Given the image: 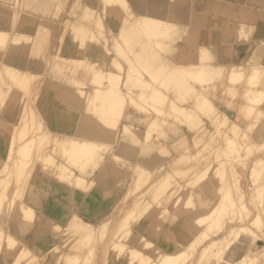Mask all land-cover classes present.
<instances>
[{
  "label": "rangeland",
  "instance_id": "rangeland-1",
  "mask_svg": "<svg viewBox=\"0 0 264 264\" xmlns=\"http://www.w3.org/2000/svg\"><path fill=\"white\" fill-rule=\"evenodd\" d=\"M126 1V6L122 1L107 6L105 0H0V13L6 15L5 28L0 22V29L8 34L7 42L0 47V264H67V260L71 259L75 264H160L164 256H174L172 261L175 264H181L184 256L182 264H246L249 260L252 264H264V0H233L234 3L230 0H192L197 4L195 13L198 18L202 17L210 29L214 28L211 34L216 41L209 39L202 45L198 44V49H204L202 55L194 51L197 55L194 63L199 65L183 72L185 78L182 76L181 80L168 71L172 72L170 64L184 63V59L179 61L175 57L186 43L183 39H187L190 33L188 27L171 21L162 23L159 29L148 26L149 31L143 26V30L139 24L136 25V19L141 15L130 0ZM12 15L15 16L11 18ZM132 25L135 29L131 28ZM164 25H167L166 29L171 25L169 29L174 33L165 29L167 33L161 34ZM129 27L137 34L141 30L145 32L146 28L148 35L142 32L141 36L139 33L143 39L138 37L142 41H135V38L128 37L134 35L128 31ZM123 29L125 35L128 32L133 34L124 39ZM23 30L32 38L11 45L10 36L23 33ZM196 31H192L191 37L197 34ZM148 32L157 38L162 37L157 40ZM147 37L154 38L155 44L152 45L154 40H147ZM129 41L134 44L128 45ZM156 41L167 44L165 47L156 46ZM44 44L52 48L50 70L46 75L29 78L21 70L22 53L19 50ZM138 44L145 45L142 46L144 49L140 45L137 47ZM211 47L212 50L228 49L234 62L236 57L239 64L236 76L233 77V74V78L229 76L228 80L231 68L224 65L225 62L217 61ZM69 48L77 53V60L63 56V52L70 51ZM236 52L242 54L241 58L238 59ZM185 53L183 51L182 54L193 55ZM148 57H155L154 61H146ZM60 60L66 65L62 66ZM206 69H212V73L219 70V74L205 78ZM15 73L18 77L13 75ZM49 74L61 83L55 97L59 104L56 109L51 105L47 106L51 107L50 110L45 109L49 112L54 109V113L57 111L58 118L60 114L66 119L73 118L75 122L84 120L93 129L88 128V124L80 126L97 131L98 135L84 132L78 126L71 127L68 132L54 130L57 134L48 133L41 104L44 91L49 86ZM94 77L102 80L97 84L98 80ZM169 77H174V81H169ZM26 78L27 83H23ZM176 79L181 81V85L175 82ZM20 82L27 84L26 89H21L24 85L20 86ZM174 82L180 86H183L182 82L187 83L193 87L195 95L191 93L189 96L187 85H184L186 90L180 87L181 90L177 91L178 86H174ZM107 88L114 93L111 97L107 96L109 98L103 96L108 92ZM191 89L188 91L191 92ZM94 90L100 91L99 94L97 92L94 96ZM155 97L160 98L161 103ZM174 106L176 111L179 108L177 112ZM181 109L183 115L179 112ZM35 118L38 123L41 122L39 128ZM124 131L132 132L133 141L121 140ZM67 137L75 143L91 142V145L78 151L79 154H73L76 156L70 159L72 152L62 149L70 148ZM82 155L85 157L81 158ZM73 158L70 165L68 161ZM53 159V164H50ZM88 159L92 163H87L92 165H86ZM75 160L81 164H76ZM136 165L150 172L146 176L141 175L145 178L143 180L138 177L143 183L137 181ZM60 166L65 169L59 171ZM76 167L85 172L78 170L81 176L78 175ZM45 201L55 204L56 208L50 212ZM76 219L87 226L78 228ZM214 221H217L216 225ZM249 222L257 225H250ZM101 224L104 226L100 227ZM242 227L244 231L247 228L249 234L241 231ZM192 246H196L193 251ZM177 249L183 251L178 252ZM217 251L219 255H216ZM173 252L176 255H172ZM132 253L136 257H131ZM139 258L140 262L137 261Z\"/></svg>",
  "mask_w": 264,
  "mask_h": 264
},
{
  "label": "bare ground",
  "instance_id": "bare-ground-1",
  "mask_svg": "<svg viewBox=\"0 0 264 264\" xmlns=\"http://www.w3.org/2000/svg\"><path fill=\"white\" fill-rule=\"evenodd\" d=\"M16 1V0H15ZM104 1V0H103ZM121 2L122 1V3L126 6V4H127V1L126 0H105V3H106V5L107 4H109L110 5V3L112 4H114V2ZM169 2H168V20L166 19L165 20V18H156L155 16H153V15H148V14H146V15H141L140 17L138 16L137 17V19H136V25H138L140 28L141 27H143V26H146V28H148L147 30H149V27L148 26H156L155 28H158L159 29V26H162L163 24L162 23H166V22H171V21H173V22H177V23H179V24H181V25H183V26H186V27H188V31L190 32L189 33V35L187 36V39H183V40H185L184 42H186L185 43V45L187 46V47H184V46H181V48H180V50H179V52H178V54H177V56L175 57V59L176 60H183V61H186V60H189V58L191 57V56H185V55H183L182 53H183V51L184 52H186L187 54H188V52H190L191 54H194V51H196V53L198 54V53H200L201 55L202 54H204V49H198V48H200V47H198L199 45V43H201V45L204 43V42H206L207 40H209V39H211L212 41H213V39H212V34L209 32V31H207L206 32V30H205V28H206V25H207V23H206V21H205V19H203L202 17H201V19L200 18H198L199 16H197L196 15V8H197V4L196 3H194V1H192V0H168ZM215 1V0H214ZM230 1H233V0H230ZM235 2H241L242 0H234ZM234 1H233V3H234ZM19 2H21V1H19ZM206 2H208V1H206ZM217 2V1H216ZM159 3V0H148V5L150 6V8L152 7V8H154L155 6H157V4ZM15 4V3H14ZM103 5H104V2L102 3ZM156 4V5H155ZM205 3H203V5H204ZM105 5V6H106ZM124 5H123V7H124ZM214 5V4H213ZM224 5V4H223ZM223 5H221V7L223 6ZM2 6V5H1ZM108 6V5H107ZM118 6H121V4H119ZM201 6V5H200ZM8 7V6H7ZM103 7V6H102ZM122 7V6H121ZM225 7V6H224ZM1 8V7H0ZM5 7L3 6V9H4ZM15 8V7H14ZM104 8V7H103ZM118 8V7H117ZM125 8V7H124ZM124 8H122V9H124ZM149 8V7H148ZM201 8V7H200ZM209 8V7H208ZM225 8H227V7H225ZM121 9V10H122ZM203 9V8H202ZM238 9V8H237ZM120 10V9H119ZM232 10V9H231ZM60 11V10H59ZM104 11V10H103ZM128 11V10H127ZM201 11V10H200ZM237 11V10H236ZM114 12V11H113ZM122 12V11H121ZM125 12V11H124ZM124 12H122V13H124ZM233 12V11H232ZM238 12V11H237ZM57 13V12H56ZM115 13V12H114ZM130 13V12H129ZM54 14V13H53ZM125 14V13H124ZM198 14V13H197ZM224 14V13H223ZM16 15V14H15ZM14 15V16H15ZM54 15H56V14H54ZM134 15V14H133ZM247 15H248V13H247ZM250 15V14H249ZM264 15V14H263ZM13 15H12V17L11 18H13L14 17ZM18 16V15H17ZM21 16V15H20ZM127 16H129V15H127ZM235 16V15H234ZM233 16V17H234ZM261 16V15H260ZM57 17V16H56ZM132 16H130V18H131ZM195 17H197V18H195ZM205 17V16H204ZM207 17H209V16H207ZM248 17V16H247ZM250 17V16H249ZM20 18V17H19ZM23 18V17H22ZM21 18V19H22ZM27 18V17H26ZM119 18V17H118ZM195 18V19H194ZM220 18H222V17H220ZM235 18V17H234ZM244 18V17H243ZM132 19V18H131ZM197 19V20H196ZM200 21H199V20ZM212 20H213V18H211ZM231 19V17H230V15H229V20ZM233 19V18H232ZM242 19V18H241ZM13 20V19H12ZM12 20L10 19V21L12 22ZM29 20V19H28ZM31 20V19H30ZM34 20V19H33ZM122 20H124L125 21V19H122ZM216 20H218L219 21V19H217L216 18ZM252 20V19H251ZM14 21V20H13ZM43 21V20H42ZM41 21V22H42ZM196 21H198V23H196ZM211 21V20H210ZM238 21V20H237ZM242 21V20H241ZM0 22L2 23V27L3 28H5L4 26H5V24H6V15H2L1 13H0ZM19 22V21H18ZM40 22V23H41ZM122 22V21H121ZM129 22V21H128ZM226 22V21H225ZM224 22V23H225ZM233 22H234V20H233ZM243 22V21H242ZM246 22V21H245ZM248 22H251L250 20L248 21ZM33 23H35L34 21H33ZM45 23V22H44ZM99 23V22H98ZM213 23V22H212ZM211 23V24H212ZM216 23V22H215ZM12 24V23H11ZM128 24V23H127ZM162 24V25H161ZM214 24V23H213ZM212 24V25H213ZM16 25V24H15ZM19 25V24H18ZM157 25H158V27H157ZM168 25V24H167ZM166 25V26H167ZM211 25V26H212ZM215 25V24H214ZM7 26V25H6ZM38 26H40V25H38ZM42 26V25H41ZM123 26H126V25H123ZM135 26V25H134ZM165 25H164V30L162 31V32H164V33H162V32H160L161 34H165V33H167V31L166 30H169V31H171L170 29H169V26H171V25H169L167 28L168 29H166L165 27H166ZM252 26V25H251ZM254 26V25H253ZM18 27V26H17ZM133 27V25L131 26V28ZM138 27V28H139ZM154 27H152V28H154ZM173 27V26H172ZM243 27V26H242ZM246 27V26H245ZM249 27V26H248ZM255 27V26H254ZM10 28V27H9ZM16 28V27H15ZM18 28H20V27H18ZM22 28H25V27H23V25H22ZM146 28H145V32H143V30H144V27L143 28H141V29H143V30H141V31H138L139 33H140V35L141 34H143L144 33V35L145 34H147L146 33ZM13 29H14V27H13ZM21 29V28H20ZM128 29V28H127ZM133 29H135L134 27H133ZM133 29H131L132 31H130V27H129V29H128V31H130V32H133ZM163 29V28H162ZM166 29V30H165ZM100 30V29H99ZM140 30V29H139ZM154 30V29H153ZM157 30V29H156ZM181 30H182V28H181ZM195 31V30H197L196 32H197V34L195 35V34H193V37L195 36V38H193V37H191L192 36V31ZM202 30H205L204 32H206V35L203 33L202 34ZM248 30V29H247ZM20 31V30H19ZM75 31V30H74ZM150 31V30H149ZM152 31V30H151ZM168 31V33H170ZM223 31V30H222ZM253 31H254V29H253ZM21 32V31H20ZM125 31H124V29H123V33H124ZM127 32V31H126ZM130 32H128L127 33V35H125L126 33H124V36H123V33H121L122 34V36H123V38L124 37H126V36H128L129 34H133L134 33V35L132 36V35H129L128 37L129 38H135L136 40L135 41H142L141 39H143L141 36H139V33L137 34V32H136V30H135V32H136V36H135V32H133V33H130ZM143 32V33H142ZM154 32H155V30H154ZM154 32H152V33H154ZM171 32H173L174 33V30L173 31H171ZM184 32V31H183ZM230 32V31H229ZM78 33H79V31H78ZM81 33V32H80ZM79 33V34H80ZM149 33V32H148ZM156 33V32H155ZM159 33V32H158ZM157 33V34H158ZM172 33V34H173ZM194 33V32H193ZM222 33V32H221ZM224 33V32H223ZM14 34V33H13ZM77 34V33H76ZM151 33H149V35H150ZM253 34V33H252ZM148 35V34H147ZM154 35V38H156L157 40H158V38H160V36L162 37V35H157V36H159L158 38L157 37H155L156 35L155 34H153ZM152 34H151V36H153ZM174 36H175V34H173ZM172 35V37H174ZM177 35V34H176ZM117 36H119V35H117ZM135 36V37H134ZM150 36V37H151ZM182 36V35H181ZM181 36H180V38H181ZM11 37V40L13 41H11V45H14L13 43H17L18 44V42L19 41H21V40H26V39H30V38H32L30 35H28V34H26V32L23 30V33H18V34H14V35H12V36H10ZM79 37V36H78ZM141 38V39H139V38ZM144 37V36H143ZM170 37V36H169ZM172 37H170V39L172 38ZM224 37V36H223ZM148 39L147 40H151V39H153L154 40V38H149V37H147ZM164 39H165V37H163ZM162 38V39H163ZM176 38V37H175ZM193 38V40L191 41V39ZM198 38H199V41L197 42V40H198ZM125 39V38H124ZM133 39H131V40H133ZM174 39V38H173ZM223 39V38H222ZM243 39V38H242ZM247 39V38H246ZM7 40H8V34L7 33H5L4 31H2V29H0V47H2V46H4L5 45V43L7 42ZM119 40H121V38L119 37ZM129 40V39H128ZM127 40V41H128ZM145 40H146V38H145ZM145 40H143L144 42H145ZM161 40V39H160ZM168 40V39H167ZM166 40V41H167ZM228 40V39H227ZM226 40V41H227ZM249 40H250V38H249ZM252 40V39H251ZM126 41V40H125ZM134 41V40H133ZM176 41V40H175ZM236 41V40H235ZM253 41V40H252ZM152 42V45L153 44H155V40H154V42L153 41H151ZM158 42H160V41H158ZM170 42V41H169ZM182 42V41H181ZM192 42H193V44H192ZM203 42V43H202ZM210 42V41H209ZM243 42V41H242ZM4 43V44H3ZM127 43V42H126ZM140 43H142V42H140ZM156 43H157V41H156ZM197 43V44H196ZM227 43H228V41H227ZM236 43V42H235ZM263 43V42H262ZM10 44V43H9ZM128 45L129 44H134V43H132V41H129L128 43H127ZM167 44V43H166ZM165 44V45H166ZM170 44H172L171 42H170ZM237 44V43H236ZM240 44V43H239ZM238 44V45H239ZM245 44V43H244ZM247 44V43H246ZM2 45V46H1ZM8 45V44H7ZM140 44H138L137 45V47L139 46ZM157 45H164V43L163 44H156V46ZM165 45H164V47H165ZM211 45V44H210ZM242 45V44H241ZM9 46V45H8ZM16 46V45H15ZM22 46V45H21ZM141 47L142 46H144L145 47V45H140ZM147 46V45H146ZM159 46V48H161ZM178 46H180V45H178ZM235 46H237V45H235ZM10 47V46H9ZM13 47V46H12ZM118 47V46H117ZM120 47V46H119ZM144 47H142L143 49H144ZM155 47V46H154ZM164 47H163V49L162 50H164ZM167 47V46H166ZM175 47V46H174ZM182 47H184V48H182ZM206 47V46H205ZM11 48V47H10ZM17 48V47H16ZM150 48H152V47H150ZM168 48V47H167ZM178 48V47H177ZM210 48V47H209ZM9 49V48H8ZM14 49H15V47H14ZM153 49V48H152ZM157 49V48H156ZM166 49V48H165ZM173 49V48H172ZM213 48L211 47V50H212ZM223 49V48H222ZM7 50V49H6ZM16 50V49H15ZM141 49L139 48V53L142 55V52L140 51ZM206 50H208V49H205V51ZM233 50V49H232ZM164 51H167L168 52V50H164ZM170 51V50H169ZM192 51V52H191ZM213 52H214V54H216L214 57H216L217 58V61L220 63H222V62H225V64L224 65H226V66H228V67H230L231 69H230V71H229V73H228V80H229V76H231L232 77V75L233 74H235V73H237L235 70L236 69H238V66H239V64H237V62H236V57H235V62H234V59H232V56L230 55V53H229V51H228V49H223V50H221V49H218V50H212ZM19 52H21V50H19ZM161 52V51H160ZM209 52V51H208ZM233 52H234V50H233ZM16 53V52H15ZM137 53V52H136ZM139 53H137L138 54V56H139ZM143 53H145V52H143ZM150 53V52H149ZM173 53V52H172ZM185 53V54H186ZM189 53V54H190ZM232 53V52H231ZM13 54V53H12ZM151 54V53H150ZM158 54V53H157ZM157 54L155 55L154 54V56L156 57L157 56ZM190 54V55H191ZM199 54V55H200ZM209 54H210V52H209ZM140 55V56H141ZM162 55V54H161ZM196 55V54H195ZM200 55V56H201ZM234 55V54H233ZM241 53L240 52H236V56L238 57V59L239 58H241ZM15 56V55H14ZM137 56V55H136ZM193 56V55H192ZM197 56V55H196ZM210 56V55H209ZM208 56V57H209ZM21 57V59H22V55L20 56ZM154 57V58H155ZM166 57V56H165ZM135 58V57H134ZM149 58V57H148ZM154 58H149V59H146V61L147 60H152V59H154ZM164 58V57H163ZM136 59H137V57H136ZM166 59V58H165ZM26 60H28V59H26ZM61 60H63V59H61ZM60 60V61H61ZM134 60V59H133ZM150 60V62L152 63V61H154V60H152L151 61ZM164 60V59H163ZM168 60V59H167ZM172 60V59H171ZM59 61V60H58ZM72 61H74V59H72ZM83 61V60H82ZM138 62H139V60H137ZM155 61H156V59H155ZM165 61V60H164ZM182 61V62H183ZM232 61H233V63H232ZM18 62V61H17ZM66 62V61H65ZM68 62V61H67ZM79 62H81V61H79ZM149 62V61H148ZM238 62H239V60H238ZM10 63V62H9ZM13 63V62H12ZM19 63V62H18ZM17 63V64H18ZM61 63H62V66H64L63 64H65V63H63V61H61ZM70 63H71V61H70ZM165 64H167V62H164ZM15 64V63H14ZM68 64V63H67ZM145 64H147V65H149L148 63H145ZM9 65V64H8ZM11 65V64H10ZM16 65V64H15ZM25 65V64H24ZM66 65V64H65ZM72 65V64H71ZM73 65H75V64H73ZM95 65V64H94ZM168 65V64H167ZM171 65V71L172 72H170V71H168L166 68V71H168L169 72V74L172 76V73L174 74V75H176V77L175 78H177V79H180L181 80V78H182V76H183V72H186V71H191V70H193L195 67L194 66H198L199 64H191V63H188V64H182V65H175V64H170ZM202 65H204V64H202ZM58 66H59V64H58ZM76 66H78L77 64H76ZM92 66V65H91ZM129 66H131V65H129ZM205 66V65H204ZM218 66V65H217ZM244 66V65H243ZM12 67V66H11ZM16 67V66H15ZM14 67V68H15ZM18 67V66H17ZM22 67H23V65H22ZM25 67V66H24ZM163 66L161 65V68H162ZM219 67V66H218ZM236 67V68H235ZM259 67L260 68H262L260 65H259ZM258 67V68H259ZM56 68H59V67H56ZM131 68V67H130ZM161 68H159V69H161ZM170 68V67H169ZM208 68V67H207ZM209 68H211V67H209ZM220 68V67H219ZM251 67H249V69H250ZM203 69V68H202ZM8 70V69H7ZM17 70V69H16ZM24 73H27L28 75H29V78H31L30 76H32V77H36L37 75L36 74H34V73H30V72H27L26 71V69H21ZM50 70V69H49ZM57 70V69H56ZM257 70V69H256ZM12 71H14V70H12ZM12 71H10V72H12ZM18 71H20V70H18ZM21 71V72H22ZM129 71H131V73H132V70L130 69ZM207 69L206 70H204V73H206V74H203L204 76H206L205 78H207V76H209V75H211V74H219V73H217L218 71H215L214 70V72L212 73L211 71H212V69H211V71H207V72H210L209 74H207ZM243 71V70H242ZM252 71V70H251ZM93 72H94V70H93ZM167 72V73H168ZM259 72V71H258ZM263 72V71H262ZM20 73V72H19ZM95 73V72H94ZM190 73V72H189ZM260 74H261V70H260V72H259ZM258 73V74H259ZM21 74V73H20ZM23 74V73H22ZM97 74V73H96ZM130 74V73H129ZM147 74V73H146ZM148 74H150V73H148ZM186 74V73H185ZM13 75H15L16 77H18V74H13ZM24 75V74H23ZM42 75H44V74H42ZM100 75V74H99ZM151 76H152V74H150ZM149 75V76H150ZM173 75V76H174ZM186 75H188V74H186ZM39 76H41V75H39ZM94 76V75H93ZM92 76V77H93ZM112 76V75H111ZM111 76L109 77L108 76V78H109V80L111 79ZM155 76H156V74H155ZM234 76H236V74L235 75H233V77ZM96 77H98L97 75H96ZM96 77H94V79L96 78ZM101 78H103L102 77V75L100 76ZM100 77L99 78H96L95 80H98L97 81V84H98V82H100V80H102V79H100ZM113 77V76H112ZM153 77H154V75H153ZM184 77V76H183ZM191 77V76H190ZM232 77V78H233ZM250 77V76H249ZM21 78V77H20ZM107 78V77H106ZM132 78V77H131ZM158 78H159V75H158ZM169 78H171V79H169V81L171 80L172 81V79H174V77H169ZM185 78V77H184ZM187 78V77H186ZM201 78V77H200ZM203 78V77H202ZM210 78H211V76H210ZM217 78V77H216ZM231 78V79H232ZM23 79V78H22ZM133 79V78H132ZM135 79V78H134ZM152 79V78H151ZM154 79V78H153ZM176 79V81L175 82H179V84H180V82L181 81H179V80H177ZM188 79V78H187ZM191 79H192V77H191ZM209 79V78H208ZM14 80H17L15 77H14ZM14 80H13V82H14ZM95 80H94V82H95ZM107 80V79H106ZM115 80V79H114ZM127 80H129V78L127 79ZM155 80H156V78H155ZM198 80H200V79H198ZM51 81V80H50ZM53 81V80H52ZM70 81V80H69ZM110 81H112V79L110 80ZM135 81V80H134ZM133 81V82H134ZM152 81H154V80H152ZM157 81V80H156ZM174 81V80H173ZM172 81V82H173ZM191 81V80H190ZM202 81V80H201ZM207 81V80H206ZM247 81V80H246ZM12 82V83H13ZM22 82V81H21ZM20 82V83H21ZM27 83V78L25 79V80H23V83ZM57 84H59L58 86H60V82H58V81H55ZM75 82V81H74ZM129 82V81H128ZM130 82H131V80H130ZM155 82V81H154ZM174 82V83H175ZM203 82H205V81H203ZM23 83H21L20 84V86L21 85H24V88H21V89H26V85L25 84H23ZM79 83V82H78ZM96 83V82H95ZM132 83V82H131ZM143 83V82H142ZM145 83V82H144ZM148 83V82H147ZM184 82H182V85L183 86H180L178 83L176 84V85H174V86H178V87H176V90L177 91H179V89L181 90V88L180 87H184V85H187L188 87H186V88H188V90L190 91V89L191 88H193V87H190L187 83H184ZM197 83V82H196ZM16 84H18V83H16ZM73 84H75V83H73ZM101 84V83H100ZM146 84V83H145ZM199 84V83H198ZM78 85V84H77ZM112 85H114V84H112ZM142 85V84H141ZM159 85V84H158ZM191 85V84H190ZM16 86V85H15ZM145 87H146V85H144ZM114 87H115V85H114ZM185 87L183 88L184 90H186L185 89ZM117 88V87H116ZM153 88V87H152ZM174 88V87H173ZM59 89H61V88H59ZM108 89V88H107ZM182 89V90H183ZM118 90V89H117ZM128 90V89H127ZM187 90V93H189V96L191 97V93L192 94H194L193 92H192V90L193 89H191V92H189ZM77 91V90H76ZM94 91H96V93L94 92V96H95V94H97V90H94ZM119 91V90H118ZM176 91V92H177ZM73 92V91H72ZM100 92V91H99ZM99 92H98V94H99ZM102 92V91H101ZM128 92V91H127ZM156 92V91H155ZM248 92V91H247ZM250 92V91H249ZM61 94H62V92H60ZM80 95H82L81 94V92H78ZM78 93H77V95H78ZM104 93V92H103ZM106 93H107V95H106ZM105 93V95H103L105 98L107 97V96H109V97H111V96H113V91L110 89V91H109V89H108V92H106ZM113 93V94H112ZM117 93V92H116ZM151 93V92H150ZM149 93V94H150ZM152 93H154V92H152ZM160 92H158V94H159ZM197 93V92H196ZM199 93V92H198ZM70 94V93H69ZM102 94V93H101ZM112 94V95H111ZM120 94V93H119ZM176 94H179V93H176ZM250 94V93H249ZM76 95V96H77ZM111 95V96H110ZM116 95H118V94H116ZM122 95V94H121ZM125 95V94H124ZM151 95V94H150ZM153 95V94H152ZM195 95V94H194ZM197 95V94H196ZM199 95L200 96H202L200 93H199ZM254 95H255V93H254ZM73 96V95H72ZM99 96H101V95H99ZM158 96V95H157ZM180 95H178V97H179ZM186 96H187V94H186ZM193 96V95H192ZM198 96V95H197ZM196 96V97H197ZM199 96V97H200ZM79 96H77V98H78ZM109 97H107V98H109ZM121 97V96H120ZM159 97V96H158ZM164 97V99L166 100V98H165V96H163V94H162V98ZM180 97H184L183 95L182 96H180ZM194 97V96H193ZM196 97H195V99H196ZM257 97L258 98H260L259 96H258V94H257ZM72 98V97H71ZM101 98V97H100ZM147 98V97H146ZM155 98H157V97H155ZM160 98H161V95H160ZM159 98V100H158V98H157V100L160 102V99ZM203 98V97H202ZM129 99V98H128ZM150 99V98H149ZM185 99V98H184ZM194 98H192V100H193ZM195 99H194V101H195ZM207 99V98H206ZM250 99V98H249ZM261 99V98H260ZM262 99H263V97H262ZM111 100H113V99H111ZM164 100V101H165ZM183 100V99H182ZM197 100L198 99H196V102H197ZM201 101H202V99H200ZM204 100V99H203ZM218 100V99H217ZM259 100V99H258ZM70 101V100H69ZM152 101V99L150 100V102ZM154 101H156V100H154ZM163 101V102H164ZM193 101V102H194ZM250 101V100H249ZM252 101V100H251ZM250 101V102H251ZM87 102V101H86ZM94 102V101H93ZM96 102V101H95ZM94 102V103H95ZM98 102V101H97ZM114 102V101H113ZM132 102H133V100H132ZM147 102V101H146ZM158 102V103H159ZM195 102V103H196ZM223 102V101H222ZM100 103V102H99ZM121 103V102H120ZM144 103V102H143ZM155 104H157L156 102H154ZM153 103V104H154ZM161 103V102H160ZM171 104H172V106H173V103H172V101L170 102ZM199 103V102H198ZM197 103V104H198ZM204 103H206V102H204ZM204 103H202L203 105H206V104H204ZM208 103V102H207ZM164 104V103H163ZM171 104H169V105H171ZM196 104V105H197ZM201 104V103H200ZM236 104V103H235ZM256 104V103H255ZM94 105V104H93ZM161 105V104H160ZM192 105H193V103H192ZM195 105V104H194ZM217 105V104H216ZM121 106V105H120ZM157 106V105H156ZM211 106V105H210ZM101 107V106H100ZM161 107V106H160ZM192 108H193V106H191ZM196 107V106H195ZM201 107H203V106H201ZM33 108H35L34 106H33ZM86 108V107H85ZM107 108V107H106ZM105 108V109H106ZM162 108V107H161ZM173 108H175V112H177L178 111V109H177V111H176V107L174 106ZM213 108V107H212ZM215 108V107H214ZM219 108V107H218ZM157 109V108H156ZM155 109V110H156ZM163 109V108H162ZM171 109V108H170ZM186 110L188 109V108H185ZM29 110V109H28ZM47 110V109H46ZM92 110H94L93 108H92ZM160 110V109H159ZM182 110L183 109H181V111L179 110V112L181 113L182 112ZM215 110H217V109H215ZM215 110H214V112H215ZM251 110H253V109H251ZM35 111H37V110H35ZM48 111V110H47ZM121 111V110H120ZM157 111H158V109H157ZM161 111V110H160ZM191 111H193V110H191ZM191 111H189L190 112V114H191ZM209 110H207V112H208ZM31 112V111H30ZM93 112V111H92ZM106 112V111H105ZM108 112V111H107ZM171 112V111H170ZM174 112V110H173V113H175ZM185 112V111H184ZM44 113H45V116H46V119H45V122L44 123H46L47 125V131H48V133H50V134H57V132H55L56 130L57 131H63V132H68V129H66L67 127H66V125L67 124H78V125H76L75 127L77 128V126L78 127H80V129L81 130H83L84 132H88L89 134H95V135H98V132L97 131H93V130H87V129H84L83 127H81L80 125L81 124H88L87 122H85L84 120H81L80 119V122H78V121H76L75 122V120H73V118H72V120L71 119H66V117L65 116H63L62 117V115H60L59 114V118L58 119H55V120H59L60 121V124H61V126L59 127V128H56L55 127V124H54V122L53 121H55L54 120V116H53V114H48V113H46V111H44ZM50 113H51V111H50ZM104 113V112H103ZM120 113V112H119ZM158 113V112H157ZM160 113V112H159ZM194 113V111L192 112V114ZM204 113V112H203ZM30 114H32V113H30ZM100 114V113H99ZM114 114V113H113ZM166 114H167V112H166ZM177 114V113H176ZM184 113L182 112V115H183ZM33 115V114H32ZM31 115V116H32ZM209 115V114H208ZM25 116V115H24ZM39 116V115H38ZM43 116V115H42ZM48 116V117H47ZM95 116V115H94ZM185 116V115H184ZM192 116V115H191ZM90 117V116H89ZM117 117V116H116ZM118 117H119V115H118ZM183 117V116H182ZM40 118V117H39ZM69 118V117H68ZM91 118V117H90ZM99 118V117H98ZM101 118V117H100ZM196 118V117H195ZM83 119V118H82ZM112 119V118H111ZM179 119V118H178ZM182 119V118H181ZM187 119H189V116H188V118ZM90 120V119H89ZM93 120V119H92ZM113 120V119H112ZM185 120V119H184ZM32 121V120H31ZM35 121H37L36 120V118H35ZM94 121H96L95 119H94ZM98 121V120H97ZM102 121V120H101ZM111 121V120H110ZM102 122H104V121H102ZM116 122V121H115ZM31 123V122H30ZM37 123H38V121H37ZM43 123V122H42ZM98 123V122H97ZM104 123H106V122H104ZM41 125V122H39L38 124H36L37 126V128H39L38 126H40ZM43 125H45V124H43ZM24 126V125H23ZM26 126V125H25ZM29 126H31V125H29ZM114 126V125H113ZM116 126V125H115ZM190 126V125H189ZM191 127V126H190ZM112 128V127H111ZM149 128V127H148ZM147 128V129H148ZM79 129V128H78ZM127 129V128H126ZM37 130V129H36ZM39 130V129H38ZM55 130V131H54ZM75 130V129H74ZM77 130V129H76ZM80 130V131H81ZM110 130V129H109ZM111 131V130H110ZM74 132V131H73ZM75 132H77V131H75ZM87 133V134H88ZM112 133V132H111ZM78 134H80V132L78 133ZM83 134V133H82ZM234 134H237V133H234ZM62 135V134H61ZM65 135H67V134H65ZM64 135V136H65ZM77 135V134H76ZM86 135V134H85ZM104 136V135H103ZM107 135H105V137H106ZM130 136V138H128V139H126L127 137H129ZM134 135H132V132H126V131H124L122 134H121V140H132L133 141V137ZM255 136V135H254ZM84 137V136H83ZM87 137V136H86ZM94 137V136H93ZM110 137V136H109ZM133 137V138H132ZM90 138V137H89ZM40 139V138H39ZM41 139H42V137H41ZM67 140H69V145H70V148H62L63 150H65V151H68V150H70V151H68L69 153L70 152H72V153H70V154H72L69 158L71 159L72 157H75L76 155H77V153L79 154V152L78 151H82V149L84 148V150L85 149H87V147H89L90 145H91V142H82V143H75L74 141H71V139L70 138H66ZM109 139V138H108ZM40 141V140H39ZM89 141V140H88ZM66 142V141H65ZM231 142V141H230ZM90 144V145H89ZM89 145V146H88ZM99 146V145H98ZM86 147V148H85ZM91 147H94V146H91ZM96 147V146H95ZM58 148H59V146H58ZM61 148V147H60ZM61 149V150H62ZM89 149V148H88ZM97 149V148H96ZM83 150V152L85 153V151ZM95 150V149H94ZM53 151V150H52ZM60 151V150H59ZM80 151V152H81ZM88 151V154L90 155L91 153H89V150H87ZM60 152H62V151H60ZM74 152V153H73ZM92 152V151H91ZM51 153V152H50ZM64 153V152H63ZM69 153L68 154H66L67 156L69 155ZM87 153V152H86ZM85 153V154H86ZM61 154V153H60ZM73 154H76L75 156L73 155ZM82 154V153H81ZM93 154V153H92ZM92 154H91V156H92ZM94 156H95V154H93ZM129 156V155H128ZM82 157H85V156H81V158ZM150 157H151V155H150ZM150 157H149V159H150ZM56 158V157H55ZM63 158V156L62 157H60V159H62ZM81 158H79V159H81ZM89 158V157H88ZM94 158V157H93ZM95 158H96V156H95ZM49 159V158H48ZM77 160V161H80V160ZM92 158H90V160H91ZM181 159V158H180ZM69 160V159H68ZM74 160V158L71 160V161H68L69 162V164H70V162H72ZM84 160V159H83ZM96 160V159H95ZM151 160V159H150ZM53 161H54V159L53 160H51L50 161V164H51V162H52V164H53ZM63 161V160H62ZM64 161H65V164H66V159L64 158ZM89 161V159L87 160V161H85L86 162V165H88L89 163H87ZM97 161V160H96ZM99 161V160H98ZM258 161V160H257ZM257 161L255 162V164H257L258 165V163H257ZM75 162H76V160H75ZM75 162H74V164H75ZM84 161H83V163H85ZM90 162V161H89ZM100 162V161H99ZM259 162V161H258ZM78 163H80L81 164V162H78ZM77 162H76V164H78ZM90 163H92V162H90ZM94 163H96V162H94ZM260 163V162H259ZM67 165V164H66ZM71 165V164H70ZM89 165H92V164H89ZM256 165V166H257ZM62 166V165H61ZM60 166V167H61ZM71 167V166H70ZM81 167V166H80ZM94 167H96V166H94ZM136 167L137 168H134L135 170H136V174H137V181H139L140 182V180H138L139 178L138 177H142L144 174H145V176H146V174H149L150 172H149V170H146V169H144V167L142 168L140 165H136ZM37 168V167H36ZM62 168H64V167H61L60 169H59V171H61L62 170ZM77 168V167H76ZM83 169H84V167H82ZM86 168V167H85ZM92 168H93V166H92ZM162 168V167H161ZM58 169V168H57ZM65 169V168H64ZM75 169V168H74ZM260 169V168H259ZM37 170V169H36ZM77 171L79 170V171H81L82 169H79V168H77L76 169ZM151 170V169H150ZM217 170V169H216ZM254 170V169H253ZM79 171H78V173H79ZM158 171V170H157ZM252 171V170H251ZM35 172V171H34ZM76 172V171H75ZM81 172H85V171H81ZM81 172L78 174V175H80L81 174ZM182 173V172H181ZM259 173V172H258ZM64 174V173H63ZM88 174V173H87ZM135 174V173H134ZM143 174V175H142ZM59 175V174H58ZM61 175V174H60ZM69 175H71V172H70V174ZM142 175V176H141ZM255 175V174H254ZM258 175V174H257ZM260 175H261V173H260ZM57 176V175H56ZM81 176V175H80ZM149 176V175H148ZM166 176V175H165ZM169 176V175H168ZM60 177V176H59ZM256 177V176H255ZM143 178L144 177H142V180H143ZM56 179V178H55ZM136 179V178H135ZM145 179V178H144ZM60 180V179H59ZM76 180H78V179H76ZM167 180V179H166ZM229 180V179H228ZM227 180V181H228ZM254 180H255V178H254ZM80 181V180H79ZM146 181V180H145ZM165 181V180H164ZM163 181V182H164ZM53 182V181H52ZM142 183H143V181H141ZM140 182V183H141ZM195 182H197V181H195ZM225 182V181H224ZM229 182V181H228ZM77 183H79L78 181H77ZM162 183V182H161ZM232 183V182H231ZM254 183V182H253ZM1 184V183H0ZM50 184H52L51 182H50ZM139 184V183H138ZM166 184V183H165ZM84 185V184H83ZM229 185V184H228ZM76 186H78V184L76 185ZM233 186V185H232ZM80 187V186H79ZM83 188V187H82ZM96 188V187H95ZM229 188H230V186H229ZM257 189V188H256ZM222 190V189H221ZM91 191H92V189H91ZM98 191V190H97ZM224 191V190H223ZM259 191V190H258ZM94 192V191H93ZM92 192V193H93ZM99 193V192H98ZM94 194V193H93ZM260 194H262V193H260ZM96 195V194H95ZM258 195V194H257ZM223 196V195H222ZM229 196V195H228ZM93 197H94V195H93ZM107 198V197H106ZM189 198V197H188ZM191 198V197H190ZM227 198V197H226ZM99 199V198H98ZM102 199V198H101ZM100 199V200H101ZM240 199V198H239ZM261 199V198H260ZM2 200V199H1ZM87 200V199H86ZM90 200V199H89ZM106 200V199H105ZM187 200H189V199H187ZM223 200V199H222ZM229 200V199H228ZM227 200V201H228ZM231 201V200H230ZM46 202V201H45ZM104 202V201H103ZM92 203V202H91ZM94 203V202H93ZM96 203V202H95ZM186 203H188V201L186 202ZM243 203V202H242ZM46 204H48L47 202H46ZM90 204V203H89ZM116 204V203H115ZM91 205V204H90ZM93 205V204H92ZM95 205V204H94ZM136 205H138V204H136ZM220 205V204H219ZM228 205H229V203H228ZM243 205V204H242ZM241 205V206H242ZM25 206V205H24ZM43 206H45L44 204H43ZM223 205H221V207H222ZM260 206V205H259ZM95 207V206H94ZM100 207H103V206H100ZM99 207V208H100ZM133 207H135V206H133ZM239 207H240V205H239ZM21 208V207H20ZM47 208L50 210V212H51V210H53V208H56L55 207V204H51L50 203V205H47ZM241 208H243V207H241ZM240 208V209H241ZM255 208V207H254ZM30 209V208H29ZM85 209H87V208H85ZM97 209V208H96ZM214 209H215V207H214ZM21 210V209H20ZM26 210H28V208L26 207ZM25 210V211H26ZM200 210H204V209H200ZM219 210H221V208L219 209ZM226 210V209H225ZM242 210V209H241ZM28 211H30V210H28ZM27 211V213L29 214V212ZM85 211H87V210H85ZM84 211V212H85ZM111 211V210H110ZM131 211V210H130ZM244 211H245V209H244ZM22 212H24L23 210H22ZM32 212V210L30 211V213ZM34 212V211H33ZM88 212V211H87ZM211 212V211H210ZM213 212V211H212ZM211 212V213H212ZM217 212H220V211H217ZM243 212V211H242ZM262 212V211H261ZM43 213V212H42ZM129 213V212H128ZM132 213V212H131ZM215 213V212H214ZM213 213V214H214ZM31 214H33V213H31ZM38 214V213H37ZM220 214V213H219ZM87 215V214H86ZM129 215V214H128ZM209 215V214H208ZM245 215H246V213H245ZM32 216V215H31ZM125 216H127V215H125ZM196 216V215H195ZM256 217H257V219L259 218V215L257 214V215H255ZM191 217V216H190ZM215 217V216H214ZM220 216H218V218H219ZM256 217H255V220H256ZM199 219H201V218H199ZM261 219V218H260ZM259 219V220H260ZM203 220V219H202ZM202 220H200L201 222L200 223H202ZM252 220V219H251ZM123 221V220H122ZM121 221V222H122ZM125 221V220H124ZM204 221V220H203ZM96 222V221H95ZM99 222V221H98ZM205 222V221H204ZM215 222V225H216V223H217V221H214ZM214 222H212V223H214ZM220 222H221V220H220ZM219 222V223H220ZM254 222V221H253ZM256 222H258L259 223V221L258 220H256ZM186 223V222H185ZM250 223V222H249ZM8 224V223H7ZM96 224V223H95ZM254 223H250V225H253ZM260 224V223H259ZM258 224V225H259ZM33 225V224H32ZM57 225V224H56ZM75 225L78 227V228H80V229H82V228H85L87 225H83V222L81 221V220H79V219H76V221H75ZM102 225L103 224H101V226L100 227H102ZM185 225V224H184ZM197 225V224H196ZM254 225H257V224H254ZM253 225V226H254ZM52 226V225H51ZM104 226V225H103ZM207 226V225H206ZM209 226H210V224H209ZM260 226V225H259ZM258 226V227H259ZM57 227V226H56ZM20 228V227H19ZM52 228V227H51ZM54 228V227H53ZM116 228V227H115ZM135 228H136V226H135ZM255 228H256V226H255ZM23 229V228H22ZM25 229V228H24ZM21 230V229H20ZM53 230V229H52ZM140 230V229H139ZM245 230V228H243L242 227V230L241 231H243V232H247L248 234H249V230L247 231V228H246V231H244ZM204 231H205V229H204ZM232 231V230H231ZM235 231H238V230H236L235 229ZM21 232V231H20ZM25 232V231H24ZM186 232V231H185ZM234 232V231H233ZM7 233H8V231H7ZM18 233V232H17ZM154 233V232H153ZM200 234L199 235H201V232H199ZM237 233H239V232H237ZM253 233V232H252ZM1 234V233H0ZM22 234V233H21ZM138 234V233H137ZM170 234V233H169ZM202 234H203V232H202ZM234 234H235V232H234ZM18 235H20V234H18ZM206 235V234H205ZM235 235H237V234H235ZM251 235V237H252V234H250ZM255 235V234H254ZM46 236V235H45ZM48 236V235H47ZM197 236V235H196ZM207 236V235H206ZM256 236V235H255ZM254 236V237H255ZM40 237V236H39ZM181 237V236H180ZM235 237V236H234ZM2 238V237H1ZM172 238H173V235H172ZM186 238V237H185ZM195 238V237H194ZM199 238H200V236H199ZM236 238V237H235ZM261 238V237H260ZM6 239H7V237H6ZM10 239V238H9ZM9 239H8V241H9ZM174 239V238H173ZM233 239V238H232ZM252 239V238H251ZM254 239V238H253ZM11 240V239H10ZM204 240V239H203ZM236 241V240H235ZM252 241V240H251ZM174 242V241H173ZM191 242V241H190ZM197 242H199V241H197ZM253 242V241H252ZM251 242V243H252ZM1 243V242H0ZM52 243V242H51ZM144 243V242H143ZM167 243V242H166ZM196 243V242H195ZM225 243H226V245H227V242L225 241ZM225 243H224V245H225ZM250 243V242H249ZM228 244H229V242H228ZM36 245H37V243H36ZM177 245H178V242H177ZM190 245V244H189ZM189 245H188V247H189ZM159 246V245H158ZM15 247V246H14ZM194 247H196V246H194ZM193 246L191 247L192 248V251L195 249ZM249 247V246H248ZM168 248H169V246H168ZM177 248V247H176ZM194 248V249H193ZM224 248V247H223ZM208 249V248H207ZM179 250H182V249H177V251L179 252ZM190 250V249H189ZM188 250V251H189ZM220 250V249H219ZM183 251V250H182ZM205 251H206V249H205ZM191 252V251H190ZM216 252V251H215ZM247 252V251H246ZM246 252H245V254H246ZM27 253V252H26ZM26 253H25V255H26ZM39 253V252H38ZM129 253V252H128ZM133 253H134V251H133ZM132 253V254H133ZM177 253V252H176ZM189 253V252H188ZM139 254V253H138ZM176 255L174 252L172 253V255ZM180 254H182L181 252H180ZM190 254V253H189ZM188 254V255H189ZM203 254H204V252H203ZM23 255V254H22ZM89 255H90V253H89ZM130 255V254H129ZM136 256H138L137 255V252H136V254H135ZM165 255H167V254H165ZM202 255V254H201ZM216 255H219V252L217 251V253H216ZM222 255V254H221ZM24 256V255H23ZM27 256V255H26ZM86 256H88L87 254H86ZM136 256H134V254L131 256V257H136ZM139 256H141V253H140V255ZM179 256V255H178ZM181 256H183V255H181ZM190 256V255H189ZM188 256V257H189ZM60 257V256H59ZM129 257V256H128ZM145 257V256H144ZM170 257V256H169ZM168 256L166 257V256H164V258L163 259H160V264H169V262H171L173 259V257L172 258H169ZM243 257H246V256H243ZM242 257V258H243ZM22 258V257H21ZM38 258V257H37ZM179 258H180V256H179ZM179 258H178V260H179ZM183 258V257H182ZM184 258H185V256H184ZM181 259V260H183L182 262H184L185 261V259ZM187 258V257H186ZM33 259V258H32ZM131 259H133V258H131ZM141 258H139V260H137V261H141L140 260ZM253 259V258H252ZM30 260H31V258H30ZM68 261V263L69 264H75V263H73V261H72V259L71 260H67ZM67 261L65 262V263H67ZM69 261H71V262H69ZM77 260H75L74 262H76ZM177 261V260H176ZM248 261V260H247ZM251 260H249V262H250ZM16 262V261H15ZM173 262V261H172ZM172 262H171V264H172ZM180 262V261H179ZM178 262V263H179ZM182 262H181V264H182ZM249 262H247V263H249ZM67 263V264H68ZM142 263V262H141ZM174 264H175V261L173 262ZM246 263V264H247ZM251 263V262H250ZM53 264H54V262H53ZM60 264V263H59ZM180 264V263H179ZM227 264V263H226ZM252 264V263H251Z\"/></svg>",
  "mask_w": 264,
  "mask_h": 264
},
{
  "label": "crops",
  "instance_id": "crops-1",
  "mask_svg": "<svg viewBox=\"0 0 264 264\" xmlns=\"http://www.w3.org/2000/svg\"><path fill=\"white\" fill-rule=\"evenodd\" d=\"M131 3L135 6L136 10L138 11L139 15H153L156 18H165V20H168V0H159V3L157 4V6H155L154 8H150V4L148 5V0H130ZM155 4V5H156ZM149 7V8H148ZM263 23V21H262ZM206 32L209 31L210 33L214 31V28H209V25H206L205 28ZM205 30H202V34L204 33L206 35V32H204ZM212 39L215 42L216 39L212 34ZM197 44V43H196ZM184 47H187L186 45H184ZM64 50H66V48H64ZM70 51H68V53H64L63 52V56H67L66 59H74L77 60L76 58V54L75 52H71V50H73L72 48L68 49ZM87 52H90L89 50ZM21 53H22V59L20 64L23 65V69H26L27 72L30 73H34L37 76L39 75H46V73H48L50 66L52 65V61H53V53H52V48L50 46H48L47 44L44 45H36L34 47H23L21 49ZM93 53V52H92ZM93 56V55H91ZM81 58V57H78ZM28 59V60H26ZM196 59V55L193 54V56H191L189 58V60L183 61L184 63L182 64H195L194 61ZM25 64V65H24ZM25 66V67H24ZM48 80H49V86L47 87V89L44 91L43 94V102H42V111H46V113L48 114H53L54 116V120L57 119V114L56 112L54 113V109L51 111V113L49 111H47L45 108L47 106L54 107L56 109V105L59 104V102H57L58 100L55 99L56 95H57V90H58V85L55 81V77L52 75H48ZM51 80V81H50ZM53 80V81H52ZM51 107H47L49 110ZM69 115V114H68ZM48 117V116H47ZM55 124L56 128H59L61 126L60 121L59 120H55L53 121ZM121 124V123H120ZM75 124H67L66 125V129H69L71 127H75ZM89 126V127H88ZM88 128L93 129L92 125L88 124ZM86 129V128H85ZM88 130V129H87ZM87 134V133H86ZM48 205H50V203H48Z\"/></svg>",
  "mask_w": 264,
  "mask_h": 264
}]
</instances>
